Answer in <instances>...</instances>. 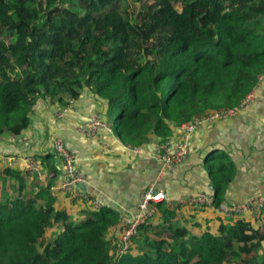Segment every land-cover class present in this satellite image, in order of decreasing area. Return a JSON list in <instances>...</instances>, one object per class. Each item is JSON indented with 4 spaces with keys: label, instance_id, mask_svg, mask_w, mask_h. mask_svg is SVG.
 Segmentation results:
<instances>
[{
    "label": "trees",
    "instance_id": "obj_1",
    "mask_svg": "<svg viewBox=\"0 0 264 264\" xmlns=\"http://www.w3.org/2000/svg\"><path fill=\"white\" fill-rule=\"evenodd\" d=\"M123 4L0 0L9 39L0 41V140L29 128L38 99L64 106L88 88L123 144L162 142L194 116L238 107L264 72V0H153L132 12ZM205 162L219 208L236 167L216 151ZM44 178L0 161V264H264V212L255 222L216 217L214 229L193 234L163 202L161 223L142 224L115 259L108 233L118 213L101 206L72 217Z\"/></svg>",
    "mask_w": 264,
    "mask_h": 264
},
{
    "label": "crops",
    "instance_id": "obj_2",
    "mask_svg": "<svg viewBox=\"0 0 264 264\" xmlns=\"http://www.w3.org/2000/svg\"><path fill=\"white\" fill-rule=\"evenodd\" d=\"M256 94L257 98L236 114L205 124L193 133L186 161L168 167L157 185L170 198L197 191L211 192L205 162L207 155L216 151L226 154L233 161L236 173L219 208L214 206L194 211L188 206H180L175 210V219L193 234H198L207 226L214 229L218 223L216 217L227 220L229 217H226L224 207L264 191V85ZM65 106L38 99L29 128L17 138L0 140V161L6 163L7 158L34 154L44 165V176L51 178V187L57 188L64 180L63 164L52 142L55 138L62 139L74 155L77 173L85 178L83 182L75 184V191L95 198L101 206L118 213V223L108 233L109 236L118 237L143 192L157 177L160 162L155 154L159 140L150 136L149 141L134 153L114 132L110 134L100 130L95 135H85L81 131V124L93 113L109 122L105 116L106 102L88 88L81 90L66 113L58 117L57 112ZM178 137L176 127L172 130L171 138L177 140ZM44 176L41 179L46 181ZM54 198L57 208L69 211L75 218L84 217V211L92 209L81 197H72L58 189L54 192ZM244 215L252 222L259 216L249 212ZM161 221V215L156 210L147 223L159 224ZM133 245L136 244L132 239Z\"/></svg>",
    "mask_w": 264,
    "mask_h": 264
},
{
    "label": "built area",
    "instance_id": "obj_3",
    "mask_svg": "<svg viewBox=\"0 0 264 264\" xmlns=\"http://www.w3.org/2000/svg\"><path fill=\"white\" fill-rule=\"evenodd\" d=\"M262 85H264V72L258 76L255 88L245 96L238 107L216 109L194 116L190 121L183 122L177 127V131L179 132L177 140H173V137H169L157 143L155 156L160 162V169L156 179L150 183L143 192L130 220L121 227L117 237L118 247L114 253L115 259L121 258L130 250L133 237L137 234L139 227L147 223L155 214L157 203L163 202L174 211L180 206H188L194 211H201L207 207H213L212 192L197 191L177 198H170L163 190L157 188V185L168 167L179 165L186 161L191 150L190 139L193 133L203 125L230 117L251 104L258 96L256 91ZM72 100L73 99H71L63 109L57 112L58 117H62L66 113L70 104H72ZM100 130L110 134L113 133L112 126L97 113H93L81 124V131L87 136L95 135ZM52 146L56 155L62 161L64 180L57 185V188L51 187V194L54 196L56 189L64 191L69 193L72 197H81L91 205L93 210H98L101 205L95 198H90L86 194L75 191L74 189L76 183L85 180L75 169L74 155L60 138H55L52 142ZM129 148L135 153L139 150L140 146ZM6 164L8 167L21 170L38 179L44 176V168L41 166V159L34 154H26L20 159L8 158ZM224 211L226 217L229 218L244 215L246 212L252 215H260L264 211V191L262 193L250 195L242 202L232 204L227 208L224 207Z\"/></svg>",
    "mask_w": 264,
    "mask_h": 264
},
{
    "label": "rangeland",
    "instance_id": "obj_4",
    "mask_svg": "<svg viewBox=\"0 0 264 264\" xmlns=\"http://www.w3.org/2000/svg\"><path fill=\"white\" fill-rule=\"evenodd\" d=\"M152 1L153 0H140V1L139 0H124V4L122 6H123V9H125L126 11L132 12V11H137V9L140 7V3L142 2L151 3ZM175 7L178 10H180L179 3H175ZM0 41H9V39L5 35H0ZM107 119L109 120V122L106 121L107 123H112L114 120V117H107ZM17 158L20 159L21 157H17Z\"/></svg>",
    "mask_w": 264,
    "mask_h": 264
},
{
    "label": "water",
    "instance_id": "obj_5",
    "mask_svg": "<svg viewBox=\"0 0 264 264\" xmlns=\"http://www.w3.org/2000/svg\"><path fill=\"white\" fill-rule=\"evenodd\" d=\"M209 186H210V188H211V184H210Z\"/></svg>",
    "mask_w": 264,
    "mask_h": 264
}]
</instances>
